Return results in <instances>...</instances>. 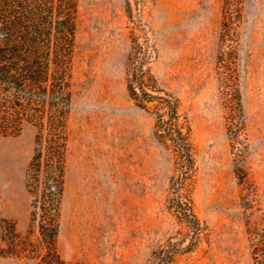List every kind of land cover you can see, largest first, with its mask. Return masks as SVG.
<instances>
[{"label": "rangeland", "instance_id": "1", "mask_svg": "<svg viewBox=\"0 0 264 264\" xmlns=\"http://www.w3.org/2000/svg\"><path fill=\"white\" fill-rule=\"evenodd\" d=\"M74 17L48 97L0 101V264H145L189 242L173 264H264V0H76Z\"/></svg>", "mask_w": 264, "mask_h": 264}, {"label": "trees", "instance_id": "2", "mask_svg": "<svg viewBox=\"0 0 264 264\" xmlns=\"http://www.w3.org/2000/svg\"><path fill=\"white\" fill-rule=\"evenodd\" d=\"M75 7L76 0H0V101H10L11 92L23 100L43 101L48 97L49 66L60 68L73 45ZM9 123L12 125L0 118V135L9 133L8 129L12 127ZM178 136L175 154L182 158L188 155V149L181 146L184 139ZM38 156L34 155L31 166ZM58 167L51 163L45 169L48 183L58 185L56 191L53 185L46 188L45 196L52 205L57 202L60 190L61 168ZM53 211L44 210L47 215L41 225V229H46L51 236L56 229ZM178 214L190 234L196 235L199 230L196 215L191 210H178ZM191 247V242L183 247L169 243L154 251L151 260L145 264H173L176 253Z\"/></svg>", "mask_w": 264, "mask_h": 264}]
</instances>
